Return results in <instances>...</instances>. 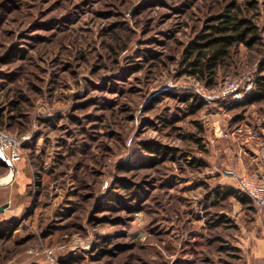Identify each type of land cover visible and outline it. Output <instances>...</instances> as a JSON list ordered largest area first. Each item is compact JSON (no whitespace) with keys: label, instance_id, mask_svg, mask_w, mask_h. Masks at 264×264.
<instances>
[{"label":"rangeland","instance_id":"rangeland-1","mask_svg":"<svg viewBox=\"0 0 264 264\" xmlns=\"http://www.w3.org/2000/svg\"><path fill=\"white\" fill-rule=\"evenodd\" d=\"M236 10L260 39L207 88L183 51ZM263 66L264 0H0V130L21 139L0 161L15 180L0 264H246L234 206L244 229L256 208L207 181L234 171L233 134L264 122V101L240 106Z\"/></svg>","mask_w":264,"mask_h":264},{"label":"trees","instance_id":"trees-1","mask_svg":"<svg viewBox=\"0 0 264 264\" xmlns=\"http://www.w3.org/2000/svg\"><path fill=\"white\" fill-rule=\"evenodd\" d=\"M259 39V27L251 19L244 17L240 10L221 14L214 18L213 22L207 25L201 34L185 47L182 60L183 71L204 82L207 88H214L217 85L220 69L227 66L234 51L241 45L252 48ZM261 72H264V66L261 68ZM187 99L185 97L186 101ZM262 101H264V78L257 81L255 91L240 106ZM202 106V103L194 104L192 113L195 114ZM145 149L148 153L154 154L158 162L176 159L177 150L168 146L147 143ZM0 161L3 162L1 158ZM198 162L202 164V162ZM215 197L218 202L235 197L244 206L258 208L255 202L240 188L223 191L217 189Z\"/></svg>","mask_w":264,"mask_h":264},{"label":"crops","instance_id":"crops-1","mask_svg":"<svg viewBox=\"0 0 264 264\" xmlns=\"http://www.w3.org/2000/svg\"><path fill=\"white\" fill-rule=\"evenodd\" d=\"M255 119H259L255 117ZM260 121V120H259ZM238 121V125H240ZM252 123V127H246L248 129V135L245 137H236L235 133L231 137V145L235 147L236 162H233L232 168L238 176L246 174H260L264 171V167L261 164V153L264 149V122ZM259 127V128H258ZM259 130L261 131L260 133ZM242 128L238 129V132H241ZM238 136V135H237ZM243 147L247 148L245 151ZM248 150V151H247ZM253 154V155H249ZM255 160H258V163H255ZM258 165V167H257ZM218 173V172H217ZM216 173L213 177L208 179V183L215 187H221L220 190H228L231 188H238V179L230 176H219ZM22 178V174H18ZM17 177V176H16ZM16 179V178H15ZM10 178L8 181L0 182V204L5 202L14 201L15 194L14 190H10L14 181H11ZM10 194V195H9ZM244 213V208L241 204L234 206V215L238 219L239 225L243 229L242 233L239 234L238 238L240 239L237 244L246 251V264H264V208H256V214L251 216L248 215L245 219V226L242 225V216ZM243 217V219H242ZM241 220V221H240Z\"/></svg>","mask_w":264,"mask_h":264},{"label":"built area","instance_id":"built-area-1","mask_svg":"<svg viewBox=\"0 0 264 264\" xmlns=\"http://www.w3.org/2000/svg\"><path fill=\"white\" fill-rule=\"evenodd\" d=\"M234 91V88H229L227 93ZM0 148L2 153L1 159H6L11 163H16L20 160L21 154V139L11 134L8 131L0 130ZM261 162L264 167V149L261 153ZM225 176H230L238 179L239 188L247 194L258 207H264V171L260 174H251L238 176L235 171L226 169L223 171Z\"/></svg>","mask_w":264,"mask_h":264},{"label":"water","instance_id":"water-1","mask_svg":"<svg viewBox=\"0 0 264 264\" xmlns=\"http://www.w3.org/2000/svg\"><path fill=\"white\" fill-rule=\"evenodd\" d=\"M2 153V150L0 148V154ZM10 204L9 203H6V204H3V205H0V213L4 212L7 208H9Z\"/></svg>","mask_w":264,"mask_h":264}]
</instances>
